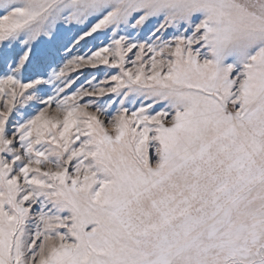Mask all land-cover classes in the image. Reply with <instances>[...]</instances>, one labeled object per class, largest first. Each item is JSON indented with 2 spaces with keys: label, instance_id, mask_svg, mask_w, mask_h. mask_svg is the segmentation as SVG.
Instances as JSON below:
<instances>
[{
  "label": "snow or ice",
  "instance_id": "1",
  "mask_svg": "<svg viewBox=\"0 0 264 264\" xmlns=\"http://www.w3.org/2000/svg\"><path fill=\"white\" fill-rule=\"evenodd\" d=\"M0 264H264V0H0Z\"/></svg>",
  "mask_w": 264,
  "mask_h": 264
}]
</instances>
